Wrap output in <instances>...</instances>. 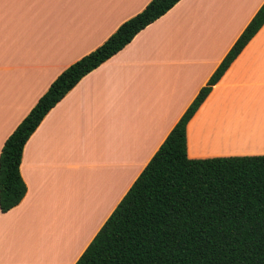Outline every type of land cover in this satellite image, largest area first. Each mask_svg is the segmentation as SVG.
Listing matches in <instances>:
<instances>
[{
	"label": "crops",
	"instance_id": "crops-1",
	"mask_svg": "<svg viewBox=\"0 0 264 264\" xmlns=\"http://www.w3.org/2000/svg\"><path fill=\"white\" fill-rule=\"evenodd\" d=\"M151 0H0V152L69 65ZM264 0H180L83 77L26 142L0 264H75ZM189 159L264 155V25L186 126Z\"/></svg>",
	"mask_w": 264,
	"mask_h": 264
},
{
	"label": "trees",
	"instance_id": "trees-1",
	"mask_svg": "<svg viewBox=\"0 0 264 264\" xmlns=\"http://www.w3.org/2000/svg\"><path fill=\"white\" fill-rule=\"evenodd\" d=\"M178 1L151 0L52 81L3 143L2 213L26 194L23 148L48 112ZM263 25L264 2L75 264H264V155L186 154L188 122Z\"/></svg>",
	"mask_w": 264,
	"mask_h": 264
}]
</instances>
